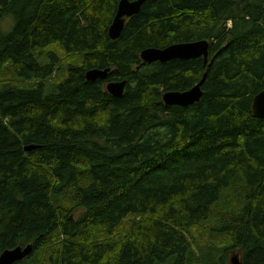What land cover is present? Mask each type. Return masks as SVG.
I'll return each instance as SVG.
<instances>
[{
    "label": "trees",
    "instance_id": "trees-1",
    "mask_svg": "<svg viewBox=\"0 0 264 264\" xmlns=\"http://www.w3.org/2000/svg\"><path fill=\"white\" fill-rule=\"evenodd\" d=\"M119 2L0 0V255L33 244L15 264H230L240 251L264 264V119L252 106L264 0H147L113 40ZM202 39L210 66L143 64L148 47ZM92 68L111 71L90 81ZM206 72L199 102H164ZM122 80L112 96L107 83Z\"/></svg>",
    "mask_w": 264,
    "mask_h": 264
},
{
    "label": "water",
    "instance_id": "water-1",
    "mask_svg": "<svg viewBox=\"0 0 264 264\" xmlns=\"http://www.w3.org/2000/svg\"><path fill=\"white\" fill-rule=\"evenodd\" d=\"M147 0H120L116 15L109 28V36L113 40L121 37L129 18L140 13L143 4ZM203 57L205 64L210 63V42L202 39L193 42L174 43L164 48L148 47L141 52L143 64L154 62H168L174 59H193ZM111 68H92L86 72V78L90 81L107 79ZM208 73L206 72L199 83L185 91L170 90L164 93L163 99L167 105H179L188 107L199 102L203 96V85L206 82ZM127 80L109 81L106 85L107 91L114 97H121L125 92ZM253 112L257 118L264 119V90L256 94L253 98ZM34 146H27L30 150ZM33 252V244L17 246L6 249L0 255V264H15ZM230 264H242L241 252L234 251L230 257Z\"/></svg>",
    "mask_w": 264,
    "mask_h": 264
},
{
    "label": "rangeland",
    "instance_id": "rangeland-1",
    "mask_svg": "<svg viewBox=\"0 0 264 264\" xmlns=\"http://www.w3.org/2000/svg\"><path fill=\"white\" fill-rule=\"evenodd\" d=\"M13 25H14L13 15H7L1 21V27H2L3 31H5V32H10L13 28ZM194 234L197 236V238H200V240L202 239V241H204V242L208 241V240H217L220 242L219 238H217V237L212 238L207 231L203 230V228H200V227L194 229ZM221 242H222V240H221ZM230 257L231 256L229 255L228 263H230Z\"/></svg>",
    "mask_w": 264,
    "mask_h": 264
}]
</instances>
